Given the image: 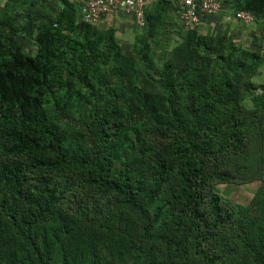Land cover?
<instances>
[{
	"label": "trees",
	"instance_id": "obj_1",
	"mask_svg": "<svg viewBox=\"0 0 264 264\" xmlns=\"http://www.w3.org/2000/svg\"><path fill=\"white\" fill-rule=\"evenodd\" d=\"M10 2L35 21V52ZM227 2L264 38V0ZM178 5L158 0L126 54L73 0H4L0 264H264V188L245 205L214 189L264 181V42L180 25L159 66L152 39Z\"/></svg>",
	"mask_w": 264,
	"mask_h": 264
},
{
	"label": "rangeland",
	"instance_id": "obj_2",
	"mask_svg": "<svg viewBox=\"0 0 264 264\" xmlns=\"http://www.w3.org/2000/svg\"><path fill=\"white\" fill-rule=\"evenodd\" d=\"M2 2L3 0H0V7L2 5ZM12 12L19 19H21L22 24L25 25V27H23L24 32L23 34L20 35V38L24 44V48L28 49L29 51L33 50L35 52L36 47L31 46L32 39L36 33L35 21L27 19V17L22 14V10H20V8L12 9ZM177 20L178 18H176V16L173 13H171L170 15H167L165 25L162 26L161 30H159L160 33L154 36L152 39V42L154 44L153 48L157 50V53L154 55V59L157 65L159 66L163 65L164 59L167 57V54L173 47V44H177L181 41V38L179 37V34L177 33L180 29L179 26L181 24L179 25L177 23ZM253 25L255 27L257 26L256 27L257 34H262L261 33L262 30L259 29V25H256V22H254ZM134 30H136L137 32L140 31L141 33L143 32V29H138L136 27H134ZM130 42H135V38L133 35L131 36ZM255 44H259V42H258V39L256 41V38L253 37L252 48H254ZM253 81L257 84L264 83V67L256 73L255 77L253 78ZM141 83L143 84L144 91H145L144 96H145V102H146L147 108L152 111L161 110V111L166 112L168 107L164 101L165 92L162 89L158 88V86L154 84V82L150 80L149 78L142 77ZM256 168L257 167L250 166V169H247V170H250V172H255ZM261 173L262 172L259 171L258 174H261ZM263 182L264 181H262L261 179H255L251 182H246V183L239 182V181H235V182L228 183V184L217 182V184H215L214 186V189L224 199H228L232 202L245 205L252 200V198L256 195L259 189L264 188L262 184Z\"/></svg>",
	"mask_w": 264,
	"mask_h": 264
},
{
	"label": "crops",
	"instance_id": "obj_3",
	"mask_svg": "<svg viewBox=\"0 0 264 264\" xmlns=\"http://www.w3.org/2000/svg\"><path fill=\"white\" fill-rule=\"evenodd\" d=\"M144 2H145L146 12L151 11L153 13H156L158 9L157 6L158 0H144ZM3 5H4V0L2 2L0 9L3 7ZM18 6L20 7V5H18L17 3L14 2L9 3L10 10L17 9L19 8ZM234 12L235 9L233 8V5L230 2H226L218 13L213 15H208L203 18L201 24L198 26L199 31L204 34L212 35V36H219L222 35L223 33H228L232 36L235 44L242 47L255 49L256 45L258 44H255L254 48H252L253 37L256 38V41L258 39L259 45L264 42L263 33L261 32L262 34H257V30H256L257 26L255 27L253 25V23L256 22V20H254L253 23L251 24L245 25L235 17ZM171 13H173L176 16V18H178L177 23L180 25L177 10L174 11L171 10V8H169L167 10V15H170ZM97 25L100 29H111V28L115 29V39L121 45L123 52L126 54L133 53V47L135 42H130L131 36L133 35L134 38H136L141 33L140 31L137 32L136 30H134V27L138 29H142L137 27L133 19V16L125 12L112 11L106 14L97 23ZM256 25H259V23L256 22Z\"/></svg>",
	"mask_w": 264,
	"mask_h": 264
},
{
	"label": "built area",
	"instance_id": "obj_4",
	"mask_svg": "<svg viewBox=\"0 0 264 264\" xmlns=\"http://www.w3.org/2000/svg\"><path fill=\"white\" fill-rule=\"evenodd\" d=\"M73 1L80 7L81 19L89 24H97L112 11L130 14L139 28H143L147 23L144 0ZM226 2L227 0H179L177 13L180 24L185 28L198 27L204 17L218 13ZM234 14L245 25L255 20V15L249 10H235Z\"/></svg>",
	"mask_w": 264,
	"mask_h": 264
}]
</instances>
